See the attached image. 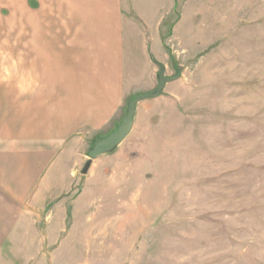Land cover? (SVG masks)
Returning <instances> with one entry per match:
<instances>
[{
    "label": "rangeland",
    "instance_id": "rangeland-1",
    "mask_svg": "<svg viewBox=\"0 0 264 264\" xmlns=\"http://www.w3.org/2000/svg\"><path fill=\"white\" fill-rule=\"evenodd\" d=\"M6 2L3 54L18 20L36 17ZM119 3L136 23L122 24L123 105L102 130L65 139L73 167L56 213L67 216L29 219L37 229L11 235L26 245H2L0 264H264V0ZM161 63L179 78L138 106L132 134L84 174L93 142L158 87Z\"/></svg>",
    "mask_w": 264,
    "mask_h": 264
},
{
    "label": "crops",
    "instance_id": "crops-1",
    "mask_svg": "<svg viewBox=\"0 0 264 264\" xmlns=\"http://www.w3.org/2000/svg\"><path fill=\"white\" fill-rule=\"evenodd\" d=\"M24 1L17 17H36L18 20L15 48L0 52V251L26 245L9 238L37 229L28 221L45 210L67 216L56 213L73 167L63 160L65 139L102 130L120 111L131 73L122 24L136 25L119 16L120 0H33L32 9ZM25 78L32 83L22 90Z\"/></svg>",
    "mask_w": 264,
    "mask_h": 264
},
{
    "label": "water",
    "instance_id": "water-1",
    "mask_svg": "<svg viewBox=\"0 0 264 264\" xmlns=\"http://www.w3.org/2000/svg\"><path fill=\"white\" fill-rule=\"evenodd\" d=\"M161 71L158 76V87L151 91L134 96L128 103V108L117 128L110 132L107 136L98 140L89 151V160L83 168V173L86 174L91 168L93 160L113 152L121 146L127 138L132 134L136 125V117L139 104L147 99L158 98L162 95L164 88L168 82L179 78V75L168 77L166 76V66L161 63Z\"/></svg>",
    "mask_w": 264,
    "mask_h": 264
},
{
    "label": "clouds",
    "instance_id": "clouds-1",
    "mask_svg": "<svg viewBox=\"0 0 264 264\" xmlns=\"http://www.w3.org/2000/svg\"><path fill=\"white\" fill-rule=\"evenodd\" d=\"M24 83H28L29 85L32 83V81L29 78H25L24 81L21 83V89L24 90Z\"/></svg>",
    "mask_w": 264,
    "mask_h": 264
},
{
    "label": "trees",
    "instance_id": "trees-1",
    "mask_svg": "<svg viewBox=\"0 0 264 264\" xmlns=\"http://www.w3.org/2000/svg\"><path fill=\"white\" fill-rule=\"evenodd\" d=\"M132 98H133V97H132ZM132 98H131V99H132ZM131 99H130V100H131ZM100 139H101V138H100ZM100 139H98V140H100ZM98 140H96V141L93 143V145H94ZM93 145H92V146H93ZM91 148H92V147H91Z\"/></svg>",
    "mask_w": 264,
    "mask_h": 264
}]
</instances>
